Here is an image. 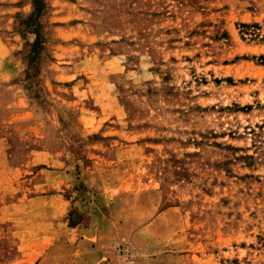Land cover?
Here are the masks:
<instances>
[{"label": "rangeland", "instance_id": "obj_1", "mask_svg": "<svg viewBox=\"0 0 264 264\" xmlns=\"http://www.w3.org/2000/svg\"><path fill=\"white\" fill-rule=\"evenodd\" d=\"M43 4L0 0V264H264V0Z\"/></svg>", "mask_w": 264, "mask_h": 264}, {"label": "crops", "instance_id": "obj_2", "mask_svg": "<svg viewBox=\"0 0 264 264\" xmlns=\"http://www.w3.org/2000/svg\"><path fill=\"white\" fill-rule=\"evenodd\" d=\"M86 205H89V207H88V211L83 212L82 221H80V220L69 221L68 224L72 225V227H80L81 225L83 227H85L86 225H88V223H91L93 220L98 218L101 222H100V225L96 228V230L97 231L99 230L101 232H97V235H99V234L105 235L107 233V232H105V230H106V227L108 226V222L106 219H108V221H109V218H107V214L105 213V211H103L101 209L98 211H95L94 208H90V206H91L90 202H88V204H86ZM89 208L92 209L93 211H89ZM88 230L89 229L86 228V231H88Z\"/></svg>", "mask_w": 264, "mask_h": 264}, {"label": "trees", "instance_id": "obj_3", "mask_svg": "<svg viewBox=\"0 0 264 264\" xmlns=\"http://www.w3.org/2000/svg\"><path fill=\"white\" fill-rule=\"evenodd\" d=\"M32 2L34 3V15H38L43 9V0H32ZM37 40L38 36L36 37V40L33 44L34 46H37Z\"/></svg>", "mask_w": 264, "mask_h": 264}]
</instances>
